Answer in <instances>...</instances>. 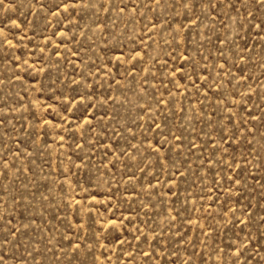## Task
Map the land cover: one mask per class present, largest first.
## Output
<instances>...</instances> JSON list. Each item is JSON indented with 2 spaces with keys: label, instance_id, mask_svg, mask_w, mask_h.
Returning <instances> with one entry per match:
<instances>
[{
  "label": "rangeland",
  "instance_id": "rangeland-1",
  "mask_svg": "<svg viewBox=\"0 0 264 264\" xmlns=\"http://www.w3.org/2000/svg\"><path fill=\"white\" fill-rule=\"evenodd\" d=\"M0 264H264V0H0Z\"/></svg>",
  "mask_w": 264,
  "mask_h": 264
}]
</instances>
